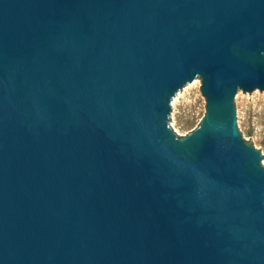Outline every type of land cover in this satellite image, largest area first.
I'll return each mask as SVG.
<instances>
[{
    "label": "water",
    "instance_id": "water-1",
    "mask_svg": "<svg viewBox=\"0 0 264 264\" xmlns=\"http://www.w3.org/2000/svg\"><path fill=\"white\" fill-rule=\"evenodd\" d=\"M259 92L264 0H0V264H264Z\"/></svg>",
    "mask_w": 264,
    "mask_h": 264
},
{
    "label": "rangeland",
    "instance_id": "rangeland-1",
    "mask_svg": "<svg viewBox=\"0 0 264 264\" xmlns=\"http://www.w3.org/2000/svg\"><path fill=\"white\" fill-rule=\"evenodd\" d=\"M201 81L181 95L177 102V132L185 137L199 128L206 113L200 92ZM239 103L244 112V138L264 155V94L243 95Z\"/></svg>",
    "mask_w": 264,
    "mask_h": 264
}]
</instances>
